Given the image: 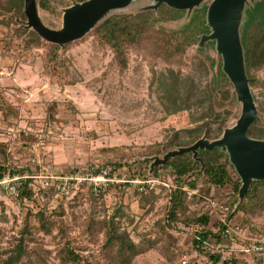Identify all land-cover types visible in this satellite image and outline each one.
I'll return each instance as SVG.
<instances>
[{
	"label": "rangeland",
	"instance_id": "rangeland-1",
	"mask_svg": "<svg viewBox=\"0 0 264 264\" xmlns=\"http://www.w3.org/2000/svg\"><path fill=\"white\" fill-rule=\"evenodd\" d=\"M67 1L72 4V0ZM210 1L205 0L202 4L208 6ZM55 6L57 10L54 13L38 7L42 22L50 28L61 26L63 9L68 7L60 3ZM185 13L175 20H159L154 10L139 13L129 10L112 14L139 15L146 24V37L139 44L127 48L126 67L120 70L111 49L97 41L92 29L81 39L71 42L67 49H60L70 72L78 80L74 84L59 87L50 84L43 72L41 55L48 42L22 26L26 20L24 0H0V88L19 110L18 120H12L10 124L0 118V139H9L7 131L10 127L16 134L19 133L23 144L14 151L15 159L11 166L26 164L27 145L36 141L37 136L45 135V147L41 150L45 165L48 162L49 169L54 173H74L86 177L97 166L107 162L108 154L103 152L104 147H123V151L138 154L136 160L144 162L147 156L140 155L149 151L150 146L164 141L171 130L191 126L188 111L164 116L152 85L153 69L172 66L186 72L191 68L192 59L199 54L197 44L187 47L181 44V27L187 21L184 20ZM207 54L216 59L214 44L208 48ZM16 74L24 83L13 86L12 78ZM256 78L264 82V69L257 71ZM250 89L256 99V106L257 101L264 103V86H250ZM52 101L58 103V121L47 118L46 110ZM236 109L240 112V103ZM258 112L262 120L263 114ZM235 120L231 119L230 124ZM25 168L31 171L28 173L37 171L38 175L42 174L40 178L34 179L37 192L33 199L21 204L0 188V247H5L16 235L27 208L34 213L46 205L44 212L51 214L62 203L65 211L62 218L75 228L72 234L79 246L85 248L81 253L90 264L102 261L99 247L81 236L77 225L89 213L94 212L99 217L111 213L119 204L118 185L123 189L120 201L125 212L121 225L136 242L148 237L153 239L157 235V222L165 221V212L171 201L169 197L174 190L170 193L164 184L180 186L174 181L169 168L158 169L155 175L149 172L147 177H133L130 174L141 172V167L135 164L129 169L130 174L127 166L120 168L122 176H117L112 170L111 175L104 177L108 179V185L100 192L95 193L89 181H82L75 192L62 198L56 194L53 181L47 188H41L42 182L48 180L44 177L46 172H41V167L26 164ZM104 168L108 173L111 172L110 166ZM132 181H140V184H136L139 186H135ZM195 184L201 188L203 179L197 180ZM99 194L103 195V204L91 200ZM185 199L189 202L188 212L204 211L196 198ZM168 230L164 241H169L170 251L177 250L175 258L168 260L162 256L160 242L155 248L137 256L132 264H180L183 254L188 256V264H210L206 256L192 249L191 230L181 223L171 224ZM55 235L54 230L52 235L40 233L37 238L40 240L42 237L44 247L52 249L58 240ZM53 260L50 259L51 262ZM247 262L253 264L250 259Z\"/></svg>",
	"mask_w": 264,
	"mask_h": 264
},
{
	"label": "trees",
	"instance_id": "trees-1",
	"mask_svg": "<svg viewBox=\"0 0 264 264\" xmlns=\"http://www.w3.org/2000/svg\"><path fill=\"white\" fill-rule=\"evenodd\" d=\"M36 1L39 8L49 13L57 10L56 4L60 3L64 7L70 5L67 0ZM206 9L205 4L194 8L190 17L182 24V45L187 47L197 44L201 34L209 33L206 25ZM156 13L159 20L164 18L175 20L181 18L185 11L175 10L163 4ZM144 25L146 24L139 15H113L99 23L92 30V35L101 45L111 49L114 61L120 70H123L128 60L127 48L139 44L147 35V28ZM240 31L246 73L250 78L249 85L251 87L264 86V82L256 78L257 71L264 69V0L255 1L254 4L246 7ZM213 44V41H208L204 47L197 48L199 54L192 59L191 68L186 72L172 66L153 69L152 85L164 116L185 110L189 113L192 125L171 130L164 141L150 146L149 151L141 154V157L161 156L168 150L191 145L202 136L209 140L216 139L226 127L233 124H230L231 119L239 116L240 112L236 109L238 106L236 94L227 76L222 72L221 59L217 61L215 57L207 54L208 48ZM70 45L71 43L65 45L64 50ZM65 60L64 55L60 53V47L48 43L47 48L42 52L41 62L43 72L50 84L63 87L77 82V77L70 72ZM257 103V109L263 114V118L249 127L247 135L264 140V103L259 101ZM57 109L58 103L52 101L46 110L49 120H59ZM18 117V107L10 102L3 89L0 88L1 120L10 124L12 120L17 121ZM20 135L23 136L22 132ZM102 150L108 154V159L101 166H97L93 171L94 174L100 167L110 166L109 175L113 170L117 176H122L120 169L122 166H127L130 174L129 169L132 165L138 164L141 172L130 175L133 177L148 176L150 162L136 160L138 154L125 152L120 146L104 147ZM198 156L204 165L202 171L201 163L195 161L191 153L170 158L165 165L153 168L152 175H155L158 169H171L174 181L180 185L171 193L170 205L165 212V221L157 222V235L153 239L148 237L136 242L131 238L130 232L122 227L121 219L125 218V212L122 201H120L123 189L119 185L117 186L120 191L119 204L111 213L99 217L92 212L82 219L77 225L81 236L97 245L102 257V261H95L93 264H132L137 256L155 248L160 242H162V256L172 260L177 250L174 249V252L168 249L169 241H164V235L169 231L168 227L171 224L178 223L191 230V246L194 252L206 256L210 264H216L219 260V253L203 243L204 239L213 235L210 230L206 229L210 215L205 211L188 212L189 202L186 201L184 191L180 188L184 184L195 187L199 179H203L204 182L199 188L203 195H209L213 187L228 185L231 188L229 204L236 205V211L243 213L242 222L254 229L255 225L250 221V216L264 213V181H252L250 188L238 203L240 180L229 164L227 154L219 148H214L212 151L199 150ZM9 157L7 140L6 138L0 139V177L6 172L22 174L27 171L26 168L18 169L7 164ZM32 185L33 179L31 178L26 179L20 185L17 197L19 203L25 204L36 195ZM91 200L94 203L103 204V195H95ZM43 208H46V205ZM43 208H39L34 213L27 208L16 235L12 236L11 241L5 247H0V264H90L86 256L81 253V250L85 248L79 246V242L72 234L75 228L73 229L72 225L62 218L65 215L63 204L59 203L51 214L45 213ZM73 218L75 219L76 216L73 215ZM197 225H203L202 230H196ZM54 230L56 231L55 236L58 237L56 246L46 249L43 245V238L39 240L37 236L40 233L44 236L52 235ZM50 259L54 260L51 262ZM236 262L234 259L231 263L221 264H237Z\"/></svg>",
	"mask_w": 264,
	"mask_h": 264
},
{
	"label": "water",
	"instance_id": "water-1",
	"mask_svg": "<svg viewBox=\"0 0 264 264\" xmlns=\"http://www.w3.org/2000/svg\"><path fill=\"white\" fill-rule=\"evenodd\" d=\"M205 0H85L76 2L63 9L62 22L59 28L46 26L39 15L36 0H24L25 23L22 25L34 31L42 40L56 44L61 50L65 45L81 39L99 23L112 14L126 11H157L161 5L175 10L185 11L187 20L194 8H199ZM258 0H211L206 9V25L209 33H203L197 43L204 47L208 41L214 42L216 60L221 59L222 72L227 76L240 103V114L235 122L226 127L222 134L213 140L200 137L191 145L168 150L162 156H151L149 172L154 167L162 166L170 158L191 153L195 161L204 168L199 150L212 151L219 148L228 156L240 180L238 203L250 188L252 181H264V140L247 135V130L260 120L259 112L253 98L246 73L244 48L241 42L240 26L243 22L246 7ZM142 160H145L142 159Z\"/></svg>",
	"mask_w": 264,
	"mask_h": 264
},
{
	"label": "built area",
	"instance_id": "built-area-1",
	"mask_svg": "<svg viewBox=\"0 0 264 264\" xmlns=\"http://www.w3.org/2000/svg\"><path fill=\"white\" fill-rule=\"evenodd\" d=\"M9 139H7V152L10 154L7 164H11L15 159L14 151L23 144L21 143L19 133L16 134L13 128H8ZM18 135V136H17ZM44 137L37 136V140L27 145L25 153L27 158L26 164H36L41 167V172L45 171V180L42 182L41 188H47L52 181L56 186V194L60 197H69L75 192L82 181H89L95 193L108 185V179L104 178L109 174L104 167H100L96 174L90 173L86 177H80L74 173H54L49 169V164L45 165L42 149L45 147ZM41 155V156H40ZM48 161V160H47ZM26 164L15 165V168L24 169ZM38 172L28 173H10L6 172L0 177V188L8 194L13 200L17 201L18 190L20 185L28 178L33 179V190L36 194L34 179L40 178ZM134 183V181H132ZM140 184V181H136ZM171 193L176 187L167 183L164 184ZM186 198H196L203 206V210L210 215V221L206 225V229L210 230L213 235H209L203 240V243L210 247L213 251L219 253V260L216 264L231 263L243 260L239 264H245L249 259L253 264L264 263V227L256 226L251 228L248 224L242 222L243 213L236 211V205L229 204L231 188L228 185L222 187H213L209 195H203L199 191V185L191 187L184 184L180 187ZM142 190V187H139ZM171 198V195L170 197ZM203 225H197L196 230H202ZM192 236H190L191 238ZM198 238V236H197ZM249 258V259H248ZM248 259V260H247ZM187 254H183L179 260L180 264H188ZM238 264V262H236Z\"/></svg>",
	"mask_w": 264,
	"mask_h": 264
},
{
	"label": "crops",
	"instance_id": "crops-1",
	"mask_svg": "<svg viewBox=\"0 0 264 264\" xmlns=\"http://www.w3.org/2000/svg\"><path fill=\"white\" fill-rule=\"evenodd\" d=\"M13 81V86H17L23 84L24 82L22 81L21 77H19L18 74H16V76H14L12 78ZM250 221L253 222L254 225L256 226H260V227H264V213L261 214H255V215H251L250 216ZM241 261L243 262V260H238V264L241 263ZM248 262H246L245 264H247Z\"/></svg>",
	"mask_w": 264,
	"mask_h": 264
}]
</instances>
